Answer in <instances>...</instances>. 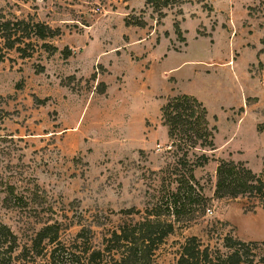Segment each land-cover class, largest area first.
<instances>
[{"label":"rangeland","instance_id":"rangeland-1","mask_svg":"<svg viewBox=\"0 0 264 264\" xmlns=\"http://www.w3.org/2000/svg\"><path fill=\"white\" fill-rule=\"evenodd\" d=\"M166 11L159 21L144 0H0L7 17L33 15L63 31L47 40L54 54L13 49L0 61V224L17 236V264H73L84 225L99 249L119 224L172 222L156 264H177L193 235L209 246L208 264H224L216 253L233 252L228 239L264 238L261 201L223 195L217 173L233 160L264 176V55L247 48L225 64L240 40L264 36V0H192ZM127 18L147 25L126 26ZM180 94L203 103L201 124L216 125L215 146L224 144L193 147L189 163L180 159L184 133L170 138L161 115ZM246 95L261 101L238 120ZM204 151L209 161L190 167ZM128 208L136 211L121 212ZM48 225L57 241L35 245ZM237 247L264 264V244Z\"/></svg>","mask_w":264,"mask_h":264},{"label":"trees","instance_id":"trees-1","mask_svg":"<svg viewBox=\"0 0 264 264\" xmlns=\"http://www.w3.org/2000/svg\"><path fill=\"white\" fill-rule=\"evenodd\" d=\"M146 6L152 8L159 21L167 16V9L181 6L192 0H144ZM201 3L205 0H196ZM206 4H204L205 6ZM126 26L136 25L145 27L147 21L143 18L125 21ZM175 32L182 41H186L181 29L180 20L174 23ZM60 27H53L47 22L37 20L33 15L26 18H10L0 12V61L7 56V51L17 50L23 58L33 56L37 47H41L50 54L56 53L59 48L47 41L62 35ZM39 41H42L40 43ZM27 48H31L28 50ZM67 59L72 55L71 48L64 50ZM201 114L208 120L209 112L201 101L188 94H180L168 97L161 107L162 121L168 127V135L174 138L179 133H184V148L182 147V161L189 163V154L193 147L203 149H216L215 134L216 125L210 127L205 119L201 124ZM243 111V108H241ZM178 131V133H176ZM172 144H175L173 139ZM209 155L204 151L196 160L190 163V167L201 166L209 161ZM218 191L223 195L232 197L238 195L248 196L261 201L264 208V176L253 172L252 169L237 164L233 160H221L217 169ZM135 208L122 209L121 212L133 213ZM139 211V210H137ZM157 215V213H151ZM52 225L45 226L34 238L35 245H42L48 239L54 243L58 239V232L52 234ZM175 231L172 222L162 221H136L134 224H119L104 236V247L94 249L92 246L93 230L91 227L82 226L77 233L76 251L73 252V264H156L155 258L158 250L166 242L168 236ZM264 241H245L238 239L235 242L228 239L226 246L234 250L227 257H223L220 251L216 253L218 259L224 264L253 263V260L245 259L242 250L237 245H258ZM18 239L14 232L5 224H0V264H17L16 254ZM209 246L203 247L201 239L190 236L182 245L177 264H208L213 261ZM57 263V261H56Z\"/></svg>","mask_w":264,"mask_h":264},{"label":"crops","instance_id":"crops-1","mask_svg":"<svg viewBox=\"0 0 264 264\" xmlns=\"http://www.w3.org/2000/svg\"><path fill=\"white\" fill-rule=\"evenodd\" d=\"M216 7H217V5L215 4V8ZM217 28H219V27H217ZM183 35L186 38V35L185 34H183ZM263 37H264L263 36V32H261L260 41H259L258 44L252 43V42L248 41L245 38L240 40L239 47L236 48V47L233 46V49L231 50L232 52H230V58L228 59L227 62H225V64L235 65L237 58L241 55V52L244 49H247V48L256 49L258 51V53L263 56L264 55V43H263L264 41H263ZM235 39H236V36H234L231 40L234 41ZM164 40L165 39H163L162 41H164ZM186 40H187V38H186ZM161 42L159 44H161ZM186 43H187V41H186ZM186 50H187V45H185L184 48L182 49V51H180V52H185ZM172 51H177V50H174V49L170 48V45H169L167 52H172ZM238 52H240V54L236 55V53H238ZM165 55L167 56V53ZM208 64H211V63H208ZM179 66L180 65H178L177 67H179ZM250 97H253L256 100L252 101L250 103V102H248V99H247V98H250ZM260 101H261V98L259 96H257V95H246V98H245V103L246 104H244L243 106L240 107V108H243V111H242V113L240 115H238L239 116L238 120H241L251 109H253V110L256 109L258 104L260 103ZM232 111H235V108ZM263 130H260V131H263ZM223 145L224 144H221V145L217 144V142H216V146L218 147V149H222ZM235 225H236V227H237L236 229L238 231V225L236 223H235ZM241 239L245 240V241H252V240L261 241V240H264V238H262V237L261 238H257V237H255V238H241Z\"/></svg>","mask_w":264,"mask_h":264}]
</instances>
